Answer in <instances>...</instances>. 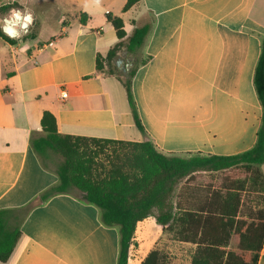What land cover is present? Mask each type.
<instances>
[{"label": "crops", "instance_id": "crops-1", "mask_svg": "<svg viewBox=\"0 0 264 264\" xmlns=\"http://www.w3.org/2000/svg\"><path fill=\"white\" fill-rule=\"evenodd\" d=\"M125 2L71 0L68 5L59 0L64 10L56 19L57 31L40 29L36 4L31 25L39 37L22 46L0 37V210L21 208L57 183L54 168L43 169L32 147L43 136V112L53 115L59 134L147 139L164 156L230 157L254 146L261 106L253 74L264 37V3L140 0L124 12ZM81 13L88 17L85 23L79 21ZM106 14L122 20V42L135 27L151 21L138 52L149 59L131 82L143 132L134 126L121 83L106 70L95 69L96 56L105 57L119 41ZM116 61L118 72L121 63L130 65L125 49ZM259 170L264 177V163ZM227 175L198 172L193 180H184L171 197L173 214L182 219L183 212L220 206L229 184L239 181ZM236 192L239 218L248 219V209L253 211L244 205L249 193ZM181 224L174 222L164 232L152 216L138 221L128 264H142L153 250L165 263L182 259L190 264L195 245L180 241L187 236ZM118 239V228L102 225L98 209L81 195H57L29 212L10 259L0 264H116ZM257 264H264V242Z\"/></svg>", "mask_w": 264, "mask_h": 264}, {"label": "trees", "instance_id": "trees-1", "mask_svg": "<svg viewBox=\"0 0 264 264\" xmlns=\"http://www.w3.org/2000/svg\"><path fill=\"white\" fill-rule=\"evenodd\" d=\"M139 1L126 0L123 11ZM18 7L13 2L0 7V12ZM87 19L86 14H80V23ZM105 19L119 41L105 57L96 56L95 69L106 70L121 83L134 126L143 132L131 82L138 67L149 59L137 61V55L150 32L151 21L135 27L127 41L122 42L125 37L122 20L111 14H106ZM0 37L11 45L15 43L1 28ZM122 49L130 64L124 75L115 65ZM253 87L261 106L256 142L249 150L230 157L179 158L158 153L147 139L128 142L63 135L58 133L53 115L43 112L40 120L43 136L33 140L32 147L43 169H51L47 163L51 157L59 158L53 169L57 183L21 208L0 210V262L10 259L20 238L21 223L33 208L57 195H81L85 203L98 209L102 225L118 228L116 264H128V249L136 224L149 216L154 217L164 232H170L174 222L182 221L187 236L180 241L195 245L190 264H257L264 242V177L259 170L264 163V37L253 74ZM223 171L228 174L240 171L245 177L236 181L237 185L229 184L220 206H207L195 213L183 212L182 219L173 214L171 197L180 183L193 180L198 172ZM236 191L261 195L260 205L252 213L248 209V219L239 218L241 198ZM216 194L214 192L211 198ZM232 241L235 244L230 246ZM142 264H164V258L153 250Z\"/></svg>", "mask_w": 264, "mask_h": 264}, {"label": "rangeland", "instance_id": "rangeland-1", "mask_svg": "<svg viewBox=\"0 0 264 264\" xmlns=\"http://www.w3.org/2000/svg\"><path fill=\"white\" fill-rule=\"evenodd\" d=\"M65 4H70L71 0H61ZM18 3H20L21 6L18 8H11L6 11L0 12V28L4 25V20L10 18L13 13L16 10H20L22 13H29L31 15L32 11H34V5H39V22H40V29L42 31H50L59 29V26L56 24V19L60 15V13L64 10V7L59 3V0H17ZM13 2H10L9 0H0V7L6 5V4H12ZM264 3V0H258L257 5ZM146 19H148V16L146 15ZM75 25V24H74ZM129 28H127V31ZM38 30L36 29V26H32L31 24L28 27V30L26 33H22L16 37H14L15 41L19 43L20 46L24 45L25 43L31 41L35 35L38 36ZM142 59L141 56L137 55V61H140ZM120 69V72L124 75L130 65H127L125 62L121 63L118 66ZM59 162V158L51 157L47 163L50 168H54L55 165ZM229 179H235L237 180H243L245 175L241 173L240 171H234L233 173H230L227 175ZM249 194L246 195V198L248 196V199L245 198L244 205L251 207L253 210L256 209L257 206L260 205V202L262 201L260 198V194L257 192H248ZM182 251V250H181ZM182 260V259H181ZM181 260L179 261V264H182ZM164 264H169L168 260Z\"/></svg>", "mask_w": 264, "mask_h": 264}, {"label": "water", "instance_id": "water-1", "mask_svg": "<svg viewBox=\"0 0 264 264\" xmlns=\"http://www.w3.org/2000/svg\"><path fill=\"white\" fill-rule=\"evenodd\" d=\"M31 22L32 17L29 13H22L20 10H16L10 18L4 20L1 30L8 37L14 38L22 33H26ZM119 62V60L116 61L117 64Z\"/></svg>", "mask_w": 264, "mask_h": 264}, {"label": "built area", "instance_id": "built-area-1", "mask_svg": "<svg viewBox=\"0 0 264 264\" xmlns=\"http://www.w3.org/2000/svg\"><path fill=\"white\" fill-rule=\"evenodd\" d=\"M62 96H64V97H65V96H66V94H63Z\"/></svg>", "mask_w": 264, "mask_h": 264}, {"label": "bare ground", "instance_id": "bare-ground-1", "mask_svg": "<svg viewBox=\"0 0 264 264\" xmlns=\"http://www.w3.org/2000/svg\"><path fill=\"white\" fill-rule=\"evenodd\" d=\"M21 18H22V16H21Z\"/></svg>", "mask_w": 264, "mask_h": 264}]
</instances>
